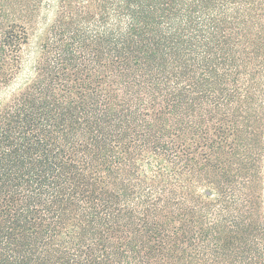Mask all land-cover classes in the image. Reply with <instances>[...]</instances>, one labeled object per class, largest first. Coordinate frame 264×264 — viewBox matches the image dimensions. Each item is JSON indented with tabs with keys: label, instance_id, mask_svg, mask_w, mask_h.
<instances>
[{
	"label": "trees",
	"instance_id": "1",
	"mask_svg": "<svg viewBox=\"0 0 264 264\" xmlns=\"http://www.w3.org/2000/svg\"><path fill=\"white\" fill-rule=\"evenodd\" d=\"M82 1L0 0V264H264V0Z\"/></svg>",
	"mask_w": 264,
	"mask_h": 264
},
{
	"label": "rangeland",
	"instance_id": "2",
	"mask_svg": "<svg viewBox=\"0 0 264 264\" xmlns=\"http://www.w3.org/2000/svg\"><path fill=\"white\" fill-rule=\"evenodd\" d=\"M66 1H68V0H66ZM69 1L72 2L71 6H74V7L86 5V4L83 3L82 0H69ZM46 3H47V0H41V4L39 6V10H40L39 14H40L41 18H40V20L38 19L39 21L37 20V22L34 23V25H31V27H30V39H31V42H35L37 37H38L37 36L38 33H39V29L38 28L41 26L40 21H43L44 19H46L47 22H51V21H54V19H55V14L52 12V10H50L49 12L46 11V8H45L47 6ZM66 3H68V2H66ZM68 5L70 6V2H69ZM66 20H67V18H66ZM37 29H38V31H37ZM204 191L205 190H203L201 192L204 193ZM262 197H263L262 198L263 201H262V204H261V213H263V211H264V191H263ZM205 201L206 202H214V199H213V197H210L208 199H205ZM235 201H236L235 203H232L233 201H230L228 203L227 207L230 209V211H232L234 213H237L239 211L238 209L242 208V204H241V200H239V199H235ZM216 205H218V204L216 203ZM208 216H206L207 217V219H206L207 221H208V219L210 220L212 218V216L210 214H208ZM259 259H257V260H259Z\"/></svg>",
	"mask_w": 264,
	"mask_h": 264
}]
</instances>
